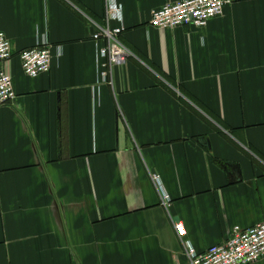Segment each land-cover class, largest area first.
<instances>
[{
    "label": "crops",
    "instance_id": "obj_1",
    "mask_svg": "<svg viewBox=\"0 0 264 264\" xmlns=\"http://www.w3.org/2000/svg\"><path fill=\"white\" fill-rule=\"evenodd\" d=\"M177 1L118 0L132 56L110 84L86 25L106 0H0L17 93L0 107V264H179L176 222L199 252L264 223V0L150 25ZM38 39L52 66L31 77Z\"/></svg>",
    "mask_w": 264,
    "mask_h": 264
},
{
    "label": "built area",
    "instance_id": "obj_2",
    "mask_svg": "<svg viewBox=\"0 0 264 264\" xmlns=\"http://www.w3.org/2000/svg\"><path fill=\"white\" fill-rule=\"evenodd\" d=\"M228 0H180L169 2L151 13L150 25L160 29H176L185 25L201 28L224 13ZM121 9L118 0H106L104 23L97 25L98 33L93 37L104 44L99 49L103 58L101 79L113 84V71L116 65L126 62L132 56L130 49L122 42V26L114 22L120 19ZM46 39H38L36 46L25 49L20 53L22 68L25 74L37 77L51 70V47ZM12 45L7 35L0 31V65L12 59ZM0 69V107L14 101L17 93L13 76ZM156 186L162 193L165 207H169L170 197L160 185V177L153 176ZM185 260L179 264H250L264 257V223L251 227L235 226L229 239L224 243L212 245L203 252L185 239L186 229L182 222H176Z\"/></svg>",
    "mask_w": 264,
    "mask_h": 264
},
{
    "label": "water",
    "instance_id": "obj_3",
    "mask_svg": "<svg viewBox=\"0 0 264 264\" xmlns=\"http://www.w3.org/2000/svg\"><path fill=\"white\" fill-rule=\"evenodd\" d=\"M86 25L89 34H91V36L94 37L98 33V30L94 26H91L88 21H86Z\"/></svg>",
    "mask_w": 264,
    "mask_h": 264
}]
</instances>
